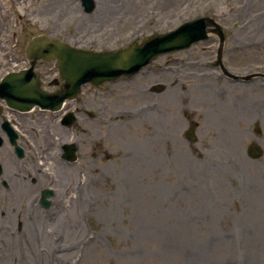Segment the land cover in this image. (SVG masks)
<instances>
[{"label": "rangeland", "instance_id": "obj_1", "mask_svg": "<svg viewBox=\"0 0 264 264\" xmlns=\"http://www.w3.org/2000/svg\"><path fill=\"white\" fill-rule=\"evenodd\" d=\"M94 1L87 15L79 0H0V76L22 65L35 34L117 50L200 17L222 26L230 73H264V0ZM216 49L210 34L151 63L171 64L175 74L83 87V107L97 113L83 127L62 131L47 122L44 144L74 142L78 164L51 167L47 210L31 203L28 183L15 195L0 187V264H264L263 80L230 83L212 65ZM153 83L165 91H147ZM192 121L196 143L184 137ZM250 144L262 149L258 160L246 156ZM32 214L42 225L32 226Z\"/></svg>", "mask_w": 264, "mask_h": 264}, {"label": "water", "instance_id": "obj_2", "mask_svg": "<svg viewBox=\"0 0 264 264\" xmlns=\"http://www.w3.org/2000/svg\"><path fill=\"white\" fill-rule=\"evenodd\" d=\"M85 4L88 8L89 2ZM207 22L215 28H207ZM207 32L216 33L222 45L220 28L205 19L185 23L173 32L153 36L139 46H131L117 53L93 54L72 49L45 37H37L29 43L27 57L34 60L56 59V65L67 81L63 93L54 97L42 95L32 68L28 72L8 75L0 84V92L8 97L7 99L13 98L17 101V104H12L16 109L26 110L34 105L48 108L51 103H60L66 97H73L83 84H97L116 80L122 75H133L154 57L185 49L192 43L205 39ZM252 154L258 155L254 150Z\"/></svg>", "mask_w": 264, "mask_h": 264}, {"label": "bare ground", "instance_id": "obj_3", "mask_svg": "<svg viewBox=\"0 0 264 264\" xmlns=\"http://www.w3.org/2000/svg\"><path fill=\"white\" fill-rule=\"evenodd\" d=\"M206 94H208V93H206ZM210 94H211V92H210ZM152 130V129H151ZM164 145H165V142H164ZM161 153H162V150L160 151ZM78 200V197H75V199L72 201V202H76ZM82 204V203H81ZM36 216V215H35ZM33 217L32 219V221H31V224H32V226L34 227L35 225H37V223H40L39 224V226L40 225H42V223L41 222H37L36 221V217ZM67 222L69 223V226L68 227H74V231H76V233H80V231L78 230V228L77 227H75V226H77V224L75 223V222H73V221H70V220H67ZM57 224H58V222H57ZM56 224V225H57ZM54 225H55V223H54ZM30 233H34V231H33V229L30 227ZM33 235H31V234H29V238H31ZM27 237V236H26ZM26 239L27 238H25L24 240H25V242H26ZM48 257V256H47ZM53 260H55V255L49 260V261H47V262H51V261H53ZM34 264H38V262L35 260L34 261Z\"/></svg>", "mask_w": 264, "mask_h": 264}]
</instances>
